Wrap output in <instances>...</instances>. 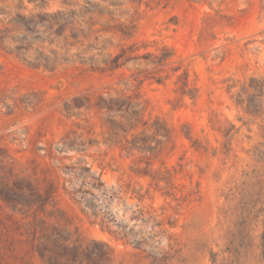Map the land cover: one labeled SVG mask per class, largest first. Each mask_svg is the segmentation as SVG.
Returning <instances> with one entry per match:
<instances>
[{"label": "rangeland", "instance_id": "1", "mask_svg": "<svg viewBox=\"0 0 264 264\" xmlns=\"http://www.w3.org/2000/svg\"><path fill=\"white\" fill-rule=\"evenodd\" d=\"M0 264H264V0H0Z\"/></svg>", "mask_w": 264, "mask_h": 264}]
</instances>
